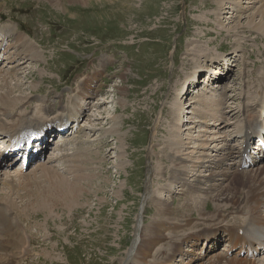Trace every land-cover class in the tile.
<instances>
[{
	"label": "rangeland",
	"instance_id": "374dc122",
	"mask_svg": "<svg viewBox=\"0 0 264 264\" xmlns=\"http://www.w3.org/2000/svg\"><path fill=\"white\" fill-rule=\"evenodd\" d=\"M218 2L0 0V23L13 22L6 28L19 35L11 37L13 48L10 45L8 48L13 54L18 49V53L26 56L22 59L17 55L16 64L9 65L6 60L0 65V72L5 71L0 74V84L2 76L7 74L8 86L15 89L12 96L24 98L8 109L7 116L0 110L1 118L13 123L10 116L15 113L13 120L21 116L15 123L23 117L30 121L55 122L66 107L74 109L81 101L80 88L83 89V82L89 76L81 83L83 75L92 73L94 67L99 72L95 83L98 91H89L82 100L87 102L83 103L85 106L94 101L95 105L90 111L86 110L78 131L74 125L67 139L57 142V138L52 142L50 138L44 150V161L36 160L26 171L27 177L35 170L40 174L45 163L56 165L70 178L89 173V194L84 192L76 202L71 200L72 205L68 207L61 204L50 215H45L47 211L45 214L39 210L27 211L28 219H24L16 231L26 233L31 253L23 259L14 258L11 264H136L134 256L140 237L144 231L150 233L147 224L153 222L154 225L158 218V198L185 212L190 200V195H185L189 188L184 186L185 182L194 184L199 175L221 168L231 173L236 168L235 165L219 168L211 164L232 150L227 149L229 145L238 146V137H230L228 133L238 132L239 126L244 124L245 112L241 107L253 104L258 110V97L264 94V35L251 29L236 32L232 28L239 22L244 24V29L248 28V18L261 1L237 0L239 6L224 7L221 22L215 13L219 10ZM22 40L32 43L36 52L22 49ZM104 56L109 57L107 62L102 59ZM92 76L96 77L97 73ZM257 83L261 84L260 89L254 88ZM193 97L198 101L188 108ZM213 100L227 101V106L235 108L230 112L234 113L232 123L230 119L222 127L221 124L214 127L211 122L201 123L200 114L206 111L203 103L207 101L209 106ZM207 154L209 157L204 158ZM172 158L178 160L177 167L185 160L183 165L188 171L185 181L172 182L171 171L176 168ZM69 166L74 169L78 166L80 170L73 171L71 167L70 170ZM262 166L264 162L258 161L251 176ZM13 173H16L13 167L0 168V197L10 196L20 205L23 200L24 204H32L29 195L21 198L7 195L8 190L3 185ZM244 176L236 179L240 197H245L240 180L248 182ZM211 183L218 184L216 190L209 188ZM223 183L218 179L199 183L201 191L195 195L206 204L201 207V210L204 208L202 213L198 209L189 211L190 224L187 219L173 222L170 210H166L162 214L168 226L164 235L174 236L172 226L179 223L187 228L181 235L202 231L215 223L247 225L242 222L249 217L247 205H237L234 209L225 207L223 212L216 210L211 195L227 184ZM19 191L26 194L23 187ZM262 212L264 214V209ZM214 213L221 215L201 218L212 217ZM182 216L186 213H180L177 219L184 218ZM166 237L161 238L157 246L169 247ZM220 239L221 243L211 250L208 248L203 259L189 264H206L220 252L228 259L229 246L224 233ZM157 246L154 251H158ZM192 249L184 243L185 252ZM17 255L19 258L22 252L18 250ZM3 257V262L9 261V257ZM261 258L259 263H264V255ZM179 259L177 257L176 263Z\"/></svg>",
	"mask_w": 264,
	"mask_h": 264
},
{
	"label": "bare ground",
	"instance_id": "6f19581e",
	"mask_svg": "<svg viewBox=\"0 0 264 264\" xmlns=\"http://www.w3.org/2000/svg\"><path fill=\"white\" fill-rule=\"evenodd\" d=\"M259 1H261V4H259V6L255 9V12L252 15H250L248 18V23L246 24V25H248V28L244 29L245 27H242L244 24L239 22V23H237L236 26L232 27L234 30H236V32H237V30L239 32L241 30L244 31L247 29L248 30L251 29V30H255L257 32H260L264 35V0H259ZM256 2H258V1H256ZM231 4L234 7L239 6V3L237 2V0H219V2H218V9L219 10L217 9L218 11L215 12L216 15L218 16L216 18L218 20V22L222 21V11H223L224 7H229ZM239 17L241 19V16H239ZM230 18H233V17L231 16ZM10 24H14V23H10ZM0 30H1L0 35L2 36V39L5 37L8 38L10 34L13 35L16 33L12 29L6 28V26H4V25L0 27ZM17 36H19V35L17 34ZM16 46L14 44V47H16ZM21 48L25 49L27 51L33 52V53L36 52V50L32 47V43H29V41H27V40H22ZM19 49H20V47H19ZM7 50H10V49L7 48ZM17 55H19V58H22V59L26 58V56L23 53H18V49H16V52H14V54H13V58H11L10 55L6 56L5 61L6 60L8 62H9V60L10 61H12V60L16 61ZM236 55L239 56L238 54H236ZM35 58H37V57H35ZM219 59L220 58H218L217 60H219ZM198 66L200 69L201 68L200 65H198ZM0 71H2V70H0ZM6 71H7V69H6ZM4 72H0V74L2 73V75H3ZM94 73L87 74V76L88 75L92 76ZM96 73H97L96 77L92 76L91 78H89V76L88 77L86 76L87 77V78L85 77L86 79L85 78L82 79V81L85 79L83 82V89L81 92L83 99H85L86 95L89 94L88 93L89 91L90 92L94 91V93H95V91H98L97 89H95V81L98 79L99 73L98 72H96ZM6 76L8 77L7 74H6ZM6 76H2V77H4L3 79H1V80H3V83L0 84V90H1V93H0V107H1V109L0 110H3L5 116H7L6 114L9 113L8 109L13 108L16 103L24 100L23 97L21 98V97H13L12 96L15 89L13 87L8 86V80L7 79H9V78H6ZM195 79H196L195 81L199 83L200 80L198 78H195ZM254 88L260 89L261 84L257 83L254 86ZM94 93H92L91 95H93ZM196 98L199 99L198 97H196ZM201 98L202 97L200 96V99ZM197 99H195L193 97L191 99V101H189L190 103L188 105L189 106L188 108H190L192 105H195V103H197V101H198ZM94 102H89L85 106L84 109H81V107L83 106V103L79 104V102H78L77 107L75 106L74 111L72 110V106L66 107L65 110H67L68 108H70L71 110L68 109L67 113L63 114V118H60V120H57L55 122H50V121H44L43 122L41 120L30 121V120H28L27 117H23L20 119V121L18 123H15L21 117V116H19V118L17 120H13L12 117L15 113L12 116H10L11 117L10 120L14 121L13 123H8L6 120H4L3 118L0 117V140L3 143H5L4 148H3V153H2L3 159H0V168L2 166L9 167L10 163L12 162V160L8 161V158L4 157V155H5L4 151L6 149L13 147V149L10 153H14L13 151L18 152L15 150V147H17L20 142L24 141L25 138L31 137L34 139H39V140L41 139L39 134H34L38 130L43 131V133H47V132H49L50 128H53L55 126L56 127H67L69 124H71V122L79 121L80 118L85 115L84 112L86 110L90 111V109L95 105ZM226 104H227V101L222 102L219 100H213L212 103H210V105L208 106L207 101L204 102L203 105L205 106L204 109L206 111H204V109H203L204 112H201V114H200L201 115L200 117L204 121L203 122L201 120L202 121L201 123H204L207 125V123L211 122V124L213 126L221 124V127H222L224 123L229 122L228 119H230V121L233 120L234 113L231 114L230 112L233 111V109H235V108L234 107L232 108V106H227ZM79 106H80V108H79ZM206 106L209 108L206 109ZM193 107H196V106H193ZM244 107H245V105H243V107H241V109H243V111L245 112V117H244V121H243L244 124L239 126L238 132L228 133V135L230 137H235V138L239 137L241 140L240 145H242L244 143V146L242 148L238 149L237 151H235L233 149L234 147H231V145H229L227 149L232 148V150H234L235 152H233L232 150H228V151H226V154L224 155V157L218 158L216 161H212V164H211V165H215V167H219V168H220V166L224 167L225 165H235L236 168L235 169L232 168L233 171L231 170L232 171L231 173H229L227 169L222 170V168H221V170H219V171L216 170V172L211 171L209 174H206L207 176L205 174L203 176L199 175L196 178V181L194 184L192 182H190V183L185 182L184 186L189 187L188 191L185 192V195H187V194L190 195V200L186 205L187 209L185 212L180 211V207H178V208H176V207L174 208L173 206L170 207L169 206L170 203H166L164 200H161L158 198L157 199L158 218H156V223L154 225H153V222H151L150 224H147V225H149V227L146 225L147 229H149L151 231H150V233H146L145 231L142 233V235L140 237L141 240L139 242L140 244L138 245V248H137L135 256H134V258H137V259H135V262L137 260V263H140V264H153V263H157V264H188V262L193 261V258H191L187 262H186V259L189 258V253H192L193 255H195L197 253L196 250H194V249H197L196 246L198 247L200 240L209 241L214 237L217 241H220L222 233H224L225 235L230 237V241L232 242L233 247H236L237 249L244 250L245 246L247 244H252L255 246L253 238L258 237L257 231L264 230V224L261 223V221L264 220V214L262 212V209H264V208H262V206L264 207V166H262L261 168L259 167L257 173L253 174L254 176H251V174H252L251 171L253 170V168H250L249 170H245L247 168H245L243 166V164L241 163L243 153L246 152V150L249 148V146L251 144L252 134H253L255 127L257 126V121H258V117L255 118L256 108L253 105L247 106L246 108H244ZM229 108H231V110H229ZM260 108H261L260 114H262V116H263L264 103L260 105ZM78 110H80V111H78ZM81 110H84V111L81 112ZM76 111H78V112L74 113ZM65 114L67 116H64ZM46 120H48V119H46ZM231 123H232V121H231ZM234 123L235 122H233V124ZM9 124H12V125L9 126ZM176 127H175V130H176ZM191 127H195V126H191ZM177 128H179V127H177ZM77 131H78V128H77ZM200 131L203 132L205 130H200ZM174 132H176V131H174ZM60 134H61L60 136L62 137V132ZM13 141H16L17 143H14L12 145L11 143ZM176 146H178V145H175L174 147L176 148ZM174 150L176 151V149H174ZM178 150H181V149L178 148ZM224 150H226V149H224ZM176 152H178V151H176ZM208 157H209L208 154L206 156H204V158H208ZM174 159L175 158H172V160H171V162L174 163L173 165L176 166L175 170L171 171L172 182H178L179 180L185 181L184 177L188 174L187 167L185 165H183L185 160L180 161L178 163V167H177L176 162L178 160L175 161ZM200 159H201V157H200ZM65 161H67V160H65ZM203 162H204V164L206 163L205 161H203ZM72 163H74V162H72ZM72 163H70V164H72ZM67 165H65V167H67ZM211 165L210 166L205 165V166L209 167V169H210V167H212ZM78 166H77V169H74V167L69 166V169L71 167V169L73 171L80 170L79 169L80 167L78 168ZM160 166L161 167H159V168L163 169L162 165H160ZM195 167H197V166H195ZM225 167L227 168L229 166H225ZM157 169H158V167H157ZM240 169L242 170V172H240ZM31 173H33L32 177H30ZM73 173H71V174H73ZM163 173H164V171H163ZM18 174H20V175H18ZM66 174L64 172H61L56 167V165L52 164L51 166H48V165H45V163H44V165H42L40 174H38L37 171L35 170V171L30 172L29 176L27 177V175H28L27 172H19V170H18L17 173L10 174V179L5 180L3 186L5 187V189L8 190L7 195H15V196L20 197V198L23 196L29 195L32 198V201H31L32 204H24V200H23V204L20 205V204H17V202L13 198H11L10 196H8L7 199L0 197V264H11V261L12 262L15 261L14 258H17L18 260L20 258L23 259V256H25V255L28 256L31 253V251L28 252L27 246L29 244H27L28 243L27 240H29V239H28V236L26 235V233H24L23 230H20V232L16 231V229L18 227H20L21 222L24 219H26L27 216L30 215V213H28L27 211H35V210L38 211L39 210V211L43 212L44 214H45V211H47V213L45 215H47V214L50 215L51 213L55 212L54 210H56V209L58 210V208L60 207L61 204H62L61 206L65 205L66 207H68V206L72 205V204H70L71 200L76 202L77 200H79L81 198V196L84 195V192H85V195L87 193L89 194V190H87V188L90 186L89 185V173H88V175H85L87 173H85V174L83 173L81 175L76 174V175H74L73 178L68 177ZM159 174L162 175V170L160 171ZM247 174H250V177H246V176H248ZM228 175H231V177L229 176V179L226 180V177ZM242 175H245L244 177H246L248 179V182H244V181L240 180L241 184H239L240 187L243 186V188L245 189V191L243 190L245 192V194H244L245 197H242V196L240 197L237 195L238 188H237V184H236V179H239V177ZM0 179H1V177H0ZM217 179H218V181L223 180V182L224 183L226 182L227 184L223 183L224 187L221 188L219 190V192H215L216 194L214 196L211 195V197H213V202H215V204H216V210L223 212V211H225V209H224L225 207L230 206V207H233V209H234V207H236L237 205H242V206L247 205V207L249 208V210H248L250 212L249 217H247L246 219H244L242 221V222H245L247 225L246 226L240 225V227L244 226L245 234L240 235V233L238 232L239 228L234 227V225H228L229 227H232V228H230V231H228L226 225H223V224L221 225L219 223H215L214 225H208V227L204 228L202 231L198 230L196 233L193 232V233H186L185 235L184 234L181 235L180 232H185L187 230V228H185L183 224L179 223V224H176L175 226H172L173 228H175L172 230L174 233V236L166 237L164 235L163 231L168 229V226L163 222L162 214L165 213L166 210H170L169 214L171 215V219H173V222H183L187 219L186 220L187 224H190V219H191L192 215L190 216L189 211H193L194 209H198L202 213L204 208L201 210V207H203L204 204H206L204 199L195 195V193L197 191H201L200 190L201 188L199 187V183H202L204 181H207V182L215 181ZM194 180H195V178H194ZM237 183H239V182H237ZM220 185H222V184H220ZM21 187H23V189L26 190V194H22V193L19 194V192H20L19 189ZM217 187H218L217 183H211L209 188L212 190L213 188L217 189ZM1 189H2V187H1ZM205 191H207V190H205ZM212 191H214V190H212ZM30 208H32V209L30 210ZM242 210H244V209H242ZM70 211H71V207H70ZM204 212H207V211H204ZM180 213L182 215L184 213H186V216H182L184 218L177 219L178 218L177 215H179ZM238 213H239V211H238ZM232 214H233V212H232ZM218 215L220 216L221 214L218 213ZM218 215L215 214L212 217H201V218L212 219ZM243 217H244V215H243ZM181 227H182V229H180ZM177 229H180V230H177ZM10 237H12V238H10ZM163 237H166L168 239L167 240L168 243H166V244H168L169 247H166L165 245H163V246L158 245L159 247L157 246V243L158 242L160 243L159 240ZM184 243L187 246L194 248V249L189 250L191 252H189V251L185 252L183 250ZM9 244H10V249L8 247ZM156 246L158 247L157 248L158 251H154V250H156V248H155ZM18 250H20L22 252V255L19 258L17 255ZM153 252H156L154 254L155 256H153V254H152ZM220 253H219V255L216 254V257L212 258L211 261L206 263V264H264L261 262L259 263V260L258 261L252 260V258H250L248 256H245L242 258L238 254L236 256H230L227 259V258H225L226 256L222 257L221 256L222 254H220ZM4 255L9 257L8 258L9 261L3 262L5 260V259H2V258H4L3 257ZM152 256L154 257V259ZM177 257L180 258L178 260L179 261L178 263H176ZM150 258L153 260H150Z\"/></svg>",
	"mask_w": 264,
	"mask_h": 264
}]
</instances>
